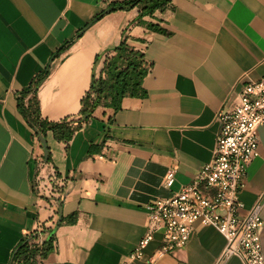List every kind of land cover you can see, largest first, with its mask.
Segmentation results:
<instances>
[{"label":"crops","instance_id":"obj_1","mask_svg":"<svg viewBox=\"0 0 264 264\" xmlns=\"http://www.w3.org/2000/svg\"><path fill=\"white\" fill-rule=\"evenodd\" d=\"M110 1L0 0V264L31 233L39 241L54 235L35 264L119 263L145 234L147 205L212 159L218 110L264 76V0H171L141 18L134 7L92 22ZM136 59L151 69L116 84ZM46 67L37 97L51 121L76 125L93 79L105 87L69 139L48 131L50 161L40 169L47 191L36 180L43 146L17 100ZM258 133L240 214L259 204L264 220V123ZM161 239L157 232L132 264H245L238 255L220 261L227 240L212 226L196 223L185 246L152 260Z\"/></svg>","mask_w":264,"mask_h":264},{"label":"built area","instance_id":"obj_2","mask_svg":"<svg viewBox=\"0 0 264 264\" xmlns=\"http://www.w3.org/2000/svg\"><path fill=\"white\" fill-rule=\"evenodd\" d=\"M220 123L214 155L170 197L147 205V225L136 247L117 264H132L144 258L146 247L157 232L162 233L154 256L161 257L185 246L196 223L215 227L227 240L220 257L240 256L245 264H264L261 207L254 205L246 214L240 192L245 186L249 163L258 151V128L264 123V76L246 83L233 93L216 115ZM43 163L38 159V166ZM175 179L170 169L165 182Z\"/></svg>","mask_w":264,"mask_h":264},{"label":"trees","instance_id":"obj_3","mask_svg":"<svg viewBox=\"0 0 264 264\" xmlns=\"http://www.w3.org/2000/svg\"><path fill=\"white\" fill-rule=\"evenodd\" d=\"M170 3L171 0H112L93 18L92 22H95L107 13L119 9L127 10L134 7H139L140 11L138 17L141 18L146 14L153 13L157 9L163 10L167 8ZM81 31H83V29ZM70 42L71 40L66 41V43L60 46L55 55L58 56L64 52L69 47ZM124 45L125 41H123L117 49L122 48ZM150 69L151 63L144 65L142 59L129 61L117 72L115 76L116 84H126L132 73H144ZM49 73L50 69L46 67L34 77L33 81L27 87L17 93L18 107L35 130L37 136V131H39L47 139L48 131H53L58 139L67 140L75 130L81 127V121L89 119L94 109L101 103L102 95L105 90L104 82L100 79H93L89 91H87L82 99L81 117L79 121L76 125H70L66 121L55 122L42 116L37 91L42 82L48 77ZM39 159H42L44 163L49 162L50 149L47 161L44 160V154L40 155ZM52 182V188H58L59 190V185L55 184L54 181ZM54 185H57V187ZM58 199H61V195L58 196ZM44 229L45 228H43V230ZM38 238L39 235L37 233L27 234L22 237L12 251L9 264H35L39 256L53 249L54 235L48 240L44 239L39 241Z\"/></svg>","mask_w":264,"mask_h":264},{"label":"water","instance_id":"obj_4","mask_svg":"<svg viewBox=\"0 0 264 264\" xmlns=\"http://www.w3.org/2000/svg\"><path fill=\"white\" fill-rule=\"evenodd\" d=\"M37 134L44 149V159L45 161H47L49 156V147H48L47 139L39 131H37Z\"/></svg>","mask_w":264,"mask_h":264},{"label":"rangeland","instance_id":"obj_5","mask_svg":"<svg viewBox=\"0 0 264 264\" xmlns=\"http://www.w3.org/2000/svg\"><path fill=\"white\" fill-rule=\"evenodd\" d=\"M131 54H132V51L130 52ZM122 68V67H121ZM45 160V159H44ZM44 165H45V163L43 162L42 163V165L41 166H38L39 167V170H38V175H37V177H36V180H37V183H38V185H42V187H43V189L45 190V191H47L48 189H45L46 187H48V186H45V185H43V181H45L46 180V178H43V176H40L41 174H40V169L41 168H43L44 167ZM39 176V177H38ZM49 178V177H48ZM45 186V187H44ZM54 186H56L57 187V185H54ZM52 190V189H51Z\"/></svg>","mask_w":264,"mask_h":264}]
</instances>
